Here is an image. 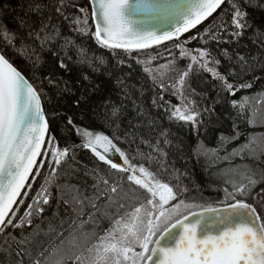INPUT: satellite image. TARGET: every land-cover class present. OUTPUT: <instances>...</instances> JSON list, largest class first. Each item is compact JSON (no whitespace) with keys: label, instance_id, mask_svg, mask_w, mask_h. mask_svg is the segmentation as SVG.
<instances>
[{"label":"snow or ice","instance_id":"6c2138e0","mask_svg":"<svg viewBox=\"0 0 264 264\" xmlns=\"http://www.w3.org/2000/svg\"><path fill=\"white\" fill-rule=\"evenodd\" d=\"M59 3L60 7L54 11L63 19H69L62 11L66 7L63 0H59ZM7 7L0 0V11H6ZM252 8L264 12V0H187L186 3L175 0H91V18L95 21L94 36L100 44L132 52L178 38L214 13L218 15V21L206 28L202 35L190 37L202 40L205 46L186 49L178 44V57L173 56L160 68L144 69L152 75L154 83L159 80L161 89L179 99L178 104L167 102L162 105L169 120L199 132L201 127L212 121L215 105L221 102V97L250 127L256 126L257 108L251 99L246 96L236 98L241 89L252 87L251 81L243 79L244 75H250L253 71L251 61L244 55L232 54L227 48H222L220 55L234 65L227 72H222L221 60L206 47L210 41L217 44L231 40L238 42L250 30H254V35L264 36V32L253 21L249 11ZM79 11L83 17L74 19L72 24L77 31L87 33L88 9L81 7ZM169 16L175 20L173 30L158 31L150 25V20L167 19ZM261 28H264V24ZM60 37L61 32L54 25L52 17L40 20L38 26L36 22L30 23L20 18L15 32L6 27L0 28V236L4 238V244L8 245L4 248L5 252L11 248L9 240L17 243L19 250L15 255L20 257L17 264H23L24 256H31V252L23 246L28 238L16 241L12 229L26 225L31 227L33 212H25L23 217H19L13 206L22 203L17 198L22 195V189L34 168L39 167L38 157L51 156L52 163L48 166L52 168L50 176H54L62 160L69 156L70 148H61L55 137L46 140L49 123L42 104V90L29 82L4 49L11 48L16 53L28 55L33 68H36L40 61V57L36 56L37 49L51 51ZM70 43L65 40L64 45H61L62 50ZM53 54L58 55L55 52ZM33 56L35 59H32ZM182 59H187L189 63L181 67L179 61ZM60 67H66L63 60L60 61ZM200 73H207L218 82V99L211 104L201 105L197 102V97L206 96L197 90L200 83H194V80H199ZM49 83H52L51 79ZM159 99L163 101L164 97ZM156 103L158 101L154 99L153 104ZM258 103L264 106V101ZM118 116L119 109L114 105L111 106L110 114L107 111L103 113L105 122L115 123L114 118ZM67 123L82 139L81 145L72 147L89 149L111 169L130 173L127 180L144 190L143 202L132 211L113 219L103 235L94 233V242L74 254L70 258L72 264H264V189L253 196L256 185L264 183V175L258 176L253 169L229 170L224 174L239 176V179L226 181L232 185V191L225 188L224 200L187 203L174 186L162 182L143 165L130 163L126 152L118 146L119 136L113 134L110 137L102 132L80 128L71 117ZM161 135L164 140L157 141L154 146L156 152H161V143L170 142L167 130H163ZM233 138H239V133ZM124 143L129 142L125 140ZM258 143L256 136L249 134L240 152L248 151L250 156H258L253 147ZM44 146L50 152H42ZM261 152L264 153V149ZM110 153L118 154L126 166L113 161ZM233 154H237L236 150H233ZM51 183V179H45L41 191L28 205L29 209L34 208L40 214L44 212L41 204L49 203L48 185ZM103 183L108 185L109 181L105 179ZM108 191L112 195L105 198L115 203L118 211L123 209L125 205L115 199L120 194L118 186L113 183ZM249 199L254 202H248ZM17 220L19 223H16ZM59 235L63 236V233ZM76 240L73 237L69 245L76 247ZM58 251L56 249L49 253L46 248L42 249L33 259V264H48L49 256L56 255ZM52 264H64L63 256Z\"/></svg>","mask_w":264,"mask_h":264},{"label":"trees","instance_id":"16d2710c","mask_svg":"<svg viewBox=\"0 0 264 264\" xmlns=\"http://www.w3.org/2000/svg\"><path fill=\"white\" fill-rule=\"evenodd\" d=\"M2 3L8 7L6 11H0V28L6 27L15 32L20 18L30 23L36 22L38 26L40 20L52 17L54 25L61 32V37L51 51L37 49L36 56L40 57V61L36 68H33L28 55L16 53L11 48L4 49L29 82L42 90V103L49 123L47 140L55 137L61 148H70L69 156L62 160L54 176H50L52 168L48 166L52 163L51 156L40 158L39 167H36L25 189L26 194L20 199L22 203H18L14 209L16 216L23 217L25 212L30 211L28 205L33 203L41 191L45 179H51L52 183L48 185L49 203L41 204L44 212L40 214L32 210L31 227L26 225L12 229L16 241L28 238L23 246L30 250L31 256L25 255L23 264H33V259L45 248L49 253L59 249L56 255L49 256L48 264L60 256H63L64 264H72L70 258L94 242V233L103 235L113 219L132 211L143 202L144 190L127 180L130 173L111 169L110 165L100 161L89 149L72 147L81 145L82 139L68 125L69 117L80 128L102 132L110 137L113 134L119 136L118 146L126 152L132 164L143 165L158 179L174 186L187 203L224 200L225 188L232 191V185L226 181L239 179V176L224 174L229 170L253 169L258 176L264 175V153L261 152L264 149V106L258 103L264 101V36L254 35V30H250L238 42L231 40L217 44L210 41L206 45L221 60L222 72L234 66L220 55L222 48H227L232 54L244 55L251 61L253 71L250 75H244L243 79L251 81L252 87L241 89L236 98L246 96L251 99L257 108L256 126L250 127L244 118L237 116L230 103L221 97V102L215 105L212 121L196 132L187 125L169 120L162 105L167 102L178 104L179 99L161 89L159 80L154 83L152 75L144 69L160 68L173 56L178 57V44L186 49L205 46L202 40L190 37L202 35L206 28L213 26L219 19L217 14L180 41L145 51L125 52L105 47L96 40L90 25L89 0H63L66 7L62 11L69 17L67 20L54 11L60 7L59 0H2ZM81 7L87 8L89 12L87 33L77 31L72 24L74 19L83 17L79 11ZM249 11L257 28L264 32V28H261L264 12L257 8ZM65 40L71 43L62 50L61 45H64ZM54 52L58 55H54ZM61 60L66 67H60ZM179 63L183 67L189 61L182 59ZM198 75L199 80H194V83H200L197 90L206 96L197 97V102L201 105L211 104L218 99V82L207 73ZM49 79L52 83H49ZM161 96L164 97L163 101L159 99ZM154 99L158 103L153 104ZM112 105L119 109V116L114 118L115 123L105 122L103 113L107 111L110 114ZM163 130H167L170 142L161 143V152H156L154 146L157 141L164 140L161 135ZM237 133L239 138H233ZM249 134H254L259 141L253 145L258 156H250L248 151L240 152ZM125 140L129 143H124ZM233 150L237 154H233ZM43 152L48 153L50 149L45 146ZM105 179L109 181L108 185L103 183ZM113 183L120 190L115 199L125 205L119 211L115 203L105 198L112 195L108 189ZM185 188L186 192L183 191ZM261 189H264V183L256 185L253 196ZM248 202L254 201L249 199ZM73 237L77 238V246L74 248L69 245ZM3 241L4 238L0 236V264H17L20 259L15 255L19 250L17 243L9 240V255V252L4 251L8 245Z\"/></svg>","mask_w":264,"mask_h":264},{"label":"water","instance_id":"95a60500","mask_svg":"<svg viewBox=\"0 0 264 264\" xmlns=\"http://www.w3.org/2000/svg\"><path fill=\"white\" fill-rule=\"evenodd\" d=\"M89 2H90V8H91V0H89ZM175 2H178V3H186L187 0H175ZM215 14H216V13H214L213 15H215ZM156 15H159V14H156ZM211 17H212V16H211ZM211 17H208V18H207L206 20H204L200 25H197L196 28H194V29H190L189 32L181 34L178 38L174 37L172 40H165V41L161 42V43L158 44V45H157V44H154V45H152V46H151L150 48H148V49H151V48H154V47H157V46H160V45H164V44L169 43V42H172V41H180V40H182L185 36H187V35H189L190 33H192L194 30H196L198 27H200L202 24H204V23H205L208 19H210ZM148 18L150 19V16H149ZM91 21H92V25H93V30L95 31V21L92 20V18H91ZM150 25L153 26V27H155L158 31H169V30H173V29H174V27H175V20H174L172 17L169 16L167 19L150 20ZM148 49L135 50V51H145V50H148ZM116 50H124V49H116ZM124 51H125V50H124ZM42 104H43V103H42ZM45 116H46V115H45ZM48 135H49V131H48V133L46 134V140L48 139ZM44 147H45V146H44ZM44 147H42V152H43V150H44ZM40 158H41V157H38V162H39ZM35 169H36V168H34V170H33V174H34V172H35ZM33 174H31V175L29 176L28 181H26V186H25L24 189H22V195H23L25 189L27 188V186H28V184H29V182H30V180H31V178H32V176H33ZM22 195H21L20 197L17 198L18 201L20 200V198L22 197ZM17 204H18V203H17ZM17 204H16V205H17ZM16 205L13 206L14 209H15Z\"/></svg>","mask_w":264,"mask_h":264},{"label":"rangeland","instance_id":"374dc122","mask_svg":"<svg viewBox=\"0 0 264 264\" xmlns=\"http://www.w3.org/2000/svg\"><path fill=\"white\" fill-rule=\"evenodd\" d=\"M92 27H93V25H92V21H91V24H90ZM88 29H89V27H88ZM93 132H95V131H93ZM110 155V157H111V159L113 160V161H115V162H117V163H119V164H121L122 166H126V165H124V161H123V159L122 158H120L119 157V155L118 154H113V153H110L109 154ZM131 163V162H130ZM146 168V167H145ZM163 182V181H162ZM25 192V191H24ZM21 199V198H20ZM20 201V200H19ZM34 211L35 209L33 208V209H30V211ZM32 211V212H33Z\"/></svg>","mask_w":264,"mask_h":264}]
</instances>
